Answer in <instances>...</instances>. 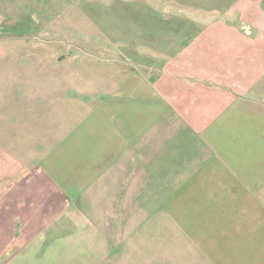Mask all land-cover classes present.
Masks as SVG:
<instances>
[{"label": "crops", "instance_id": "0c3cea01", "mask_svg": "<svg viewBox=\"0 0 264 264\" xmlns=\"http://www.w3.org/2000/svg\"><path fill=\"white\" fill-rule=\"evenodd\" d=\"M30 12L87 43L0 65V264H264V0Z\"/></svg>", "mask_w": 264, "mask_h": 264}, {"label": "rangeland", "instance_id": "374dc122", "mask_svg": "<svg viewBox=\"0 0 264 264\" xmlns=\"http://www.w3.org/2000/svg\"><path fill=\"white\" fill-rule=\"evenodd\" d=\"M80 11L82 12V10ZM25 17H28L27 21L29 20V23L25 25H12L10 23L16 22V19L8 17L4 18L5 25H0V65L11 58L6 64L13 66L24 63V65L29 64L28 66L38 68L39 59L54 60V56L57 57L58 54L62 55V53L83 54L87 41L85 43L86 36H82V21L75 28L72 27L74 30L71 29L70 32L63 25L61 27L56 26L58 36H41L44 28L52 29V26L39 25V19L33 16L32 12L25 13L23 18ZM70 33L75 36L67 35ZM96 37L93 36V42L98 41ZM3 72L0 69V80L3 79ZM83 156V154H77V162L83 160Z\"/></svg>", "mask_w": 264, "mask_h": 264}]
</instances>
